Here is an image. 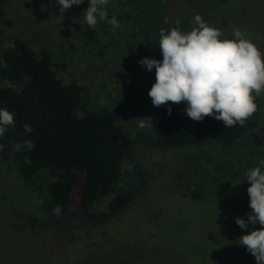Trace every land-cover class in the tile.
<instances>
[{"label":"rangeland","instance_id":"1","mask_svg":"<svg viewBox=\"0 0 264 264\" xmlns=\"http://www.w3.org/2000/svg\"><path fill=\"white\" fill-rule=\"evenodd\" d=\"M154 1L110 0L108 17L120 22L113 30L106 22L88 28L82 15L89 0L64 14L56 0H0L12 21L3 45L20 37L46 47L74 74L86 109L115 113L136 137L148 127V92L156 80L155 68L139 61L163 59L161 28L169 31L179 19V28L190 31L201 14L225 35L242 30L264 61V0ZM257 99V126L227 149L213 141L162 149L136 137L132 154L148 189L104 225L47 216L0 140V264H257L237 240L262 226L236 223L252 211L245 172L264 158V97Z\"/></svg>","mask_w":264,"mask_h":264},{"label":"trees","instance_id":"2","mask_svg":"<svg viewBox=\"0 0 264 264\" xmlns=\"http://www.w3.org/2000/svg\"><path fill=\"white\" fill-rule=\"evenodd\" d=\"M11 25L0 5V108L15 114L3 140L18 174L38 192L49 217H57L52 211L56 205L62 206L58 217L78 215L96 225L121 215L149 186L132 154L136 137L162 149L211 141L227 149L257 126L259 110L244 126L227 128L212 116L201 121L189 118L186 103L156 107L149 96L148 127L133 137L115 113L86 109L74 74L67 64L54 60L46 47L20 37L4 46L6 28ZM255 102L259 106L258 99ZM25 122L33 132H24ZM25 140L34 142L31 151L23 147Z\"/></svg>","mask_w":264,"mask_h":264},{"label":"clouds","instance_id":"3","mask_svg":"<svg viewBox=\"0 0 264 264\" xmlns=\"http://www.w3.org/2000/svg\"><path fill=\"white\" fill-rule=\"evenodd\" d=\"M84 0H56L60 13L73 5H80ZM110 0H89V6L83 11L82 17L88 28L94 29L98 22H106L113 30L120 27L115 15L108 17L107 5ZM168 22V18H164ZM176 27L169 31L159 30V50L163 59L144 57L139 61L149 71L155 68L156 80L148 95L152 104L160 107L169 103H186L187 116L195 121H201L206 116H212L224 123L227 128L237 124L244 126L247 120L259 110L255 102L264 97V61L262 52L251 37L236 28L231 37L226 36L220 28L206 22L201 14H196L190 31ZM29 79L30 78H26ZM13 87H16L13 85ZM19 92L20 89L17 88ZM171 115V107H168ZM14 113L6 108H0V140L8 126L14 125ZM141 126L143 122L141 121ZM24 132L34 131L25 122ZM23 147L29 151L34 148L32 140H25ZM4 144L0 143V153ZM19 150V149H18ZM264 158L258 165L250 167L245 172L246 180L250 182L247 193L250 198V208L245 220L236 218L237 225L245 229L248 224L253 226L258 222L262 227L255 228L241 235L238 243L246 247L257 264H264ZM52 211L59 216L62 206L56 205Z\"/></svg>","mask_w":264,"mask_h":264}]
</instances>
